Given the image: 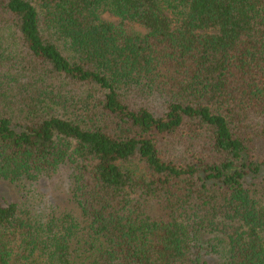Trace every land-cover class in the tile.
<instances>
[{
    "label": "trees",
    "instance_id": "obj_1",
    "mask_svg": "<svg viewBox=\"0 0 264 264\" xmlns=\"http://www.w3.org/2000/svg\"><path fill=\"white\" fill-rule=\"evenodd\" d=\"M0 180V264H264V0H0Z\"/></svg>",
    "mask_w": 264,
    "mask_h": 264
},
{
    "label": "rangeland",
    "instance_id": "obj_2",
    "mask_svg": "<svg viewBox=\"0 0 264 264\" xmlns=\"http://www.w3.org/2000/svg\"><path fill=\"white\" fill-rule=\"evenodd\" d=\"M105 17L112 18L109 13H105ZM172 20V26H176L177 19L176 16L172 13L170 14ZM68 173L66 168H62L59 172L55 173L52 178L41 180L38 184H36V188L39 189L47 198L51 201H55L61 205H65L67 203L68 195ZM1 197H5L8 200H19L18 191L5 182L0 180V199Z\"/></svg>",
    "mask_w": 264,
    "mask_h": 264
}]
</instances>
